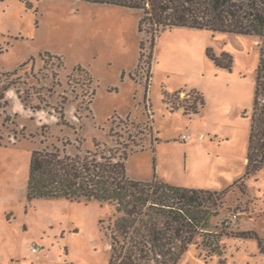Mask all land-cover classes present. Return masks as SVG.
<instances>
[{
    "label": "rangeland",
    "instance_id": "rangeland-1",
    "mask_svg": "<svg viewBox=\"0 0 264 264\" xmlns=\"http://www.w3.org/2000/svg\"><path fill=\"white\" fill-rule=\"evenodd\" d=\"M142 16L82 0H41L31 9L24 0L0 2V87L12 84L0 100V264H110L112 205L27 197L33 150L85 154L95 139L127 146L132 179L150 181L156 172L171 185L226 190L210 219L214 235H206H218L224 253L207 255L199 236L178 264H264L258 241L237 237L246 230L264 239V169L239 180L261 40L178 27L141 32ZM208 48L231 61L230 70L217 66ZM192 89L206 98L201 112H172L163 92L181 90L179 100L188 103L197 97Z\"/></svg>",
    "mask_w": 264,
    "mask_h": 264
},
{
    "label": "trees",
    "instance_id": "trees-1",
    "mask_svg": "<svg viewBox=\"0 0 264 264\" xmlns=\"http://www.w3.org/2000/svg\"><path fill=\"white\" fill-rule=\"evenodd\" d=\"M38 1L41 0H24V4L31 9ZM82 1L142 10L143 16L139 22L141 32L152 30L158 33L178 27L258 37L261 40L260 61L256 70L247 165L245 175L239 180L245 184L247 178L264 169V0ZM206 53L217 66L230 70L231 61L225 63L211 48ZM142 58L141 54L140 60ZM149 58L151 67L152 54ZM77 69L85 70L82 66ZM150 78L149 71L145 83L148 102ZM11 87L12 84L0 87V100L5 99ZM180 92L172 95L163 92L164 101L172 112L184 108L185 114H198L206 106L202 92L192 89L190 92L197 97L188 103L179 100ZM95 94L94 90L92 95ZM23 102L27 104L25 98ZM147 107L151 108L152 104ZM56 111L65 123L64 106ZM153 114L152 110L150 115ZM113 131L112 127L109 132L111 137L116 136ZM94 145L95 150L76 155L62 152L59 148L33 150L27 186L28 200L65 198L80 202L84 199L112 205L115 212L107 226L111 239L110 264H178L199 236L204 237L201 244L207 250V255L224 253L218 235L208 240L206 235H214L208 230L210 219L219 214L220 202L226 190L171 185L158 179L156 172L150 181L132 179L127 174L129 151L126 145L124 148L111 147L96 139ZM153 149L156 152V148ZM237 237L256 239L264 252V239L256 232L241 230ZM219 264H225L224 260Z\"/></svg>",
    "mask_w": 264,
    "mask_h": 264
},
{
    "label": "built area",
    "instance_id": "built-area-1",
    "mask_svg": "<svg viewBox=\"0 0 264 264\" xmlns=\"http://www.w3.org/2000/svg\"><path fill=\"white\" fill-rule=\"evenodd\" d=\"M189 136H190L189 134H184L183 139L186 140L187 138H189ZM33 250L36 251L37 247H34Z\"/></svg>",
    "mask_w": 264,
    "mask_h": 264
},
{
    "label": "crops",
    "instance_id": "crops-1",
    "mask_svg": "<svg viewBox=\"0 0 264 264\" xmlns=\"http://www.w3.org/2000/svg\"><path fill=\"white\" fill-rule=\"evenodd\" d=\"M180 109H183V108H180ZM184 110V109H183ZM201 112V111H200ZM190 138H191V135H190ZM187 140V139H186ZM217 191H219V190H217Z\"/></svg>",
    "mask_w": 264,
    "mask_h": 264
},
{
    "label": "water",
    "instance_id": "water-1",
    "mask_svg": "<svg viewBox=\"0 0 264 264\" xmlns=\"http://www.w3.org/2000/svg\"><path fill=\"white\" fill-rule=\"evenodd\" d=\"M258 43L260 42V41H257Z\"/></svg>",
    "mask_w": 264,
    "mask_h": 264
}]
</instances>
